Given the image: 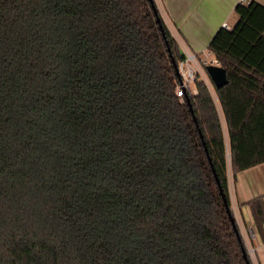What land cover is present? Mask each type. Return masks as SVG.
Wrapping results in <instances>:
<instances>
[{"label": "trees", "instance_id": "obj_1", "mask_svg": "<svg viewBox=\"0 0 264 264\" xmlns=\"http://www.w3.org/2000/svg\"><path fill=\"white\" fill-rule=\"evenodd\" d=\"M235 13L227 83L181 98L155 0H0V264H249L228 173L264 165V4Z\"/></svg>", "mask_w": 264, "mask_h": 264}, {"label": "crops", "instance_id": "obj_2", "mask_svg": "<svg viewBox=\"0 0 264 264\" xmlns=\"http://www.w3.org/2000/svg\"><path fill=\"white\" fill-rule=\"evenodd\" d=\"M257 1L264 4V0ZM155 2L167 26L177 38L181 50L182 45H185L197 54L203 55L207 52L212 37L225 22L235 24L237 20L235 6L240 0H155ZM236 198L233 200L231 198L233 209L234 205L238 206ZM240 231L244 232L241 229ZM254 243L257 246L258 263L264 264V241L259 239Z\"/></svg>", "mask_w": 264, "mask_h": 264}, {"label": "built area", "instance_id": "obj_3", "mask_svg": "<svg viewBox=\"0 0 264 264\" xmlns=\"http://www.w3.org/2000/svg\"><path fill=\"white\" fill-rule=\"evenodd\" d=\"M240 2L248 3L250 0H240ZM224 26L227 28H232L233 25L225 22ZM182 46L184 58L178 63L180 82L176 88L177 95L181 98H184L188 94H193L195 91L193 90L192 84H194L195 80L198 78L204 80L211 92L213 93L214 91L213 94L215 95V84L208 74L206 67L209 64L219 65L218 60L213 56L210 50L205 52L203 55H199L189 49L188 46ZM228 158L230 159V153H228ZM240 233L242 234L246 251L252 264H259L257 260V246L254 243V241L259 240L256 230L253 227H248L244 229V232Z\"/></svg>", "mask_w": 264, "mask_h": 264}, {"label": "rangeland", "instance_id": "obj_4", "mask_svg": "<svg viewBox=\"0 0 264 264\" xmlns=\"http://www.w3.org/2000/svg\"><path fill=\"white\" fill-rule=\"evenodd\" d=\"M192 87L196 91L194 84H192ZM224 127L226 130L225 123ZM228 177L231 198L233 200L234 197H237L236 202L238 203V206L234 205L235 209H232V212L236 220L238 218V225H240V229L243 231L244 228L253 227L251 213L244 200L264 193V165L260 164L240 172L236 182L233 179L231 168H229Z\"/></svg>", "mask_w": 264, "mask_h": 264}, {"label": "water", "instance_id": "obj_5", "mask_svg": "<svg viewBox=\"0 0 264 264\" xmlns=\"http://www.w3.org/2000/svg\"><path fill=\"white\" fill-rule=\"evenodd\" d=\"M207 72L208 74L210 75L212 81L214 82L215 86L216 87H221L223 85H225L227 83V75H226V71L225 69L221 66V65H217V64H209L207 67ZM177 70H178V66H177ZM179 74V72H178ZM192 108V107H191ZM230 210V217L234 223V227L236 229V231L238 232V234L241 235L239 229L237 228V221H236V218L233 214V212H231V209ZM245 256L246 258L248 259V262L250 264V260H249V257H248V254H247V251L245 250Z\"/></svg>", "mask_w": 264, "mask_h": 264}]
</instances>
